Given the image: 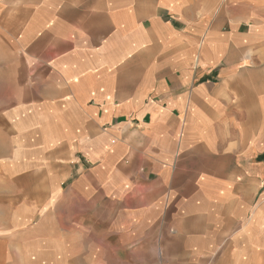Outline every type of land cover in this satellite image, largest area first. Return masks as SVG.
I'll use <instances>...</instances> for the list:
<instances>
[{"label":"crops","instance_id":"0c3cea01","mask_svg":"<svg viewBox=\"0 0 264 264\" xmlns=\"http://www.w3.org/2000/svg\"><path fill=\"white\" fill-rule=\"evenodd\" d=\"M0 264H264V0H0Z\"/></svg>","mask_w":264,"mask_h":264},{"label":"rangeland","instance_id":"374dc122","mask_svg":"<svg viewBox=\"0 0 264 264\" xmlns=\"http://www.w3.org/2000/svg\"><path fill=\"white\" fill-rule=\"evenodd\" d=\"M34 5L35 4H30L29 5V3H21V4H17V5H12L14 8L15 7H18V9L20 10V11H27V10H29L30 8H29V6H32L31 7V10H33V7H34ZM42 22H43V18H36L35 19V27L37 28V29H39V28H41L42 26ZM32 29H34L33 27H31ZM35 30V29H34ZM43 51L44 50H42V49H40V48H37L36 50H34L33 51V54H35V55H38L39 57H41V55L43 54ZM5 90H6V88H5ZM7 99H6V96H5V101H6ZM23 101V100H22ZM26 117V116H25ZM22 130V129H21ZM32 131H34V134H31L30 135V137H31V140H33V139H36L38 136H39V134H38V132H36V130H32ZM22 134V133H21ZM12 185V182H11V180L9 179L7 182H6V186L5 187H10ZM150 261V260H149Z\"/></svg>","mask_w":264,"mask_h":264}]
</instances>
